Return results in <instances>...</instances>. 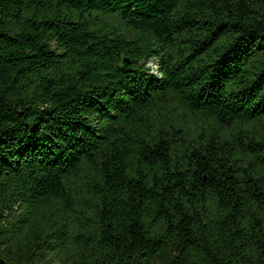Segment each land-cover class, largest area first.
Wrapping results in <instances>:
<instances>
[{"label":"trees","instance_id":"1","mask_svg":"<svg viewBox=\"0 0 264 264\" xmlns=\"http://www.w3.org/2000/svg\"><path fill=\"white\" fill-rule=\"evenodd\" d=\"M0 264H264V0H0Z\"/></svg>","mask_w":264,"mask_h":264},{"label":"rangeland","instance_id":"2","mask_svg":"<svg viewBox=\"0 0 264 264\" xmlns=\"http://www.w3.org/2000/svg\"><path fill=\"white\" fill-rule=\"evenodd\" d=\"M147 69L151 74L159 75V62L157 60H152L147 64Z\"/></svg>","mask_w":264,"mask_h":264}]
</instances>
